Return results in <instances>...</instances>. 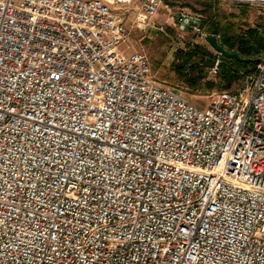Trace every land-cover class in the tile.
<instances>
[{
    "label": "built area",
    "instance_id": "built-area-1",
    "mask_svg": "<svg viewBox=\"0 0 264 264\" xmlns=\"http://www.w3.org/2000/svg\"><path fill=\"white\" fill-rule=\"evenodd\" d=\"M132 1L0 0V264H264V53L198 107L122 48Z\"/></svg>",
    "mask_w": 264,
    "mask_h": 264
},
{
    "label": "rangeland",
    "instance_id": "rangeland-1",
    "mask_svg": "<svg viewBox=\"0 0 264 264\" xmlns=\"http://www.w3.org/2000/svg\"><path fill=\"white\" fill-rule=\"evenodd\" d=\"M201 1L203 0H161L159 10L149 25H145L136 19L138 9L136 1H132L130 4L116 2L112 4V9L121 18L128 31V38L122 45L125 52H131L133 50L143 51L149 59L153 75L158 83L176 89L191 103L202 108L209 104L219 90H207L204 82H201L195 89H192L176 76L172 68L174 51L178 47L185 48L194 43L202 45L214 53L212 46L207 41L201 39L200 36L193 33L190 28L182 32L175 25V17L179 11L200 14L208 20L207 14L209 12L202 11ZM212 1H216L215 12L219 19L222 22L225 19L233 22V30L235 32H239L246 25H254L257 21L264 19L255 6L237 4L227 0ZM244 12L246 16H244ZM208 23L204 27V32L212 34L209 33L207 28ZM215 36L221 44L219 34ZM215 74L209 71L207 79H214ZM242 83L243 80L233 84L228 89H236Z\"/></svg>",
    "mask_w": 264,
    "mask_h": 264
},
{
    "label": "trees",
    "instance_id": "trees-1",
    "mask_svg": "<svg viewBox=\"0 0 264 264\" xmlns=\"http://www.w3.org/2000/svg\"><path fill=\"white\" fill-rule=\"evenodd\" d=\"M202 11L209 12L208 30L213 35L219 34L221 44L228 51L236 52L242 58L259 59L264 53V19L254 25L235 32L233 22L225 19L223 22L215 12L216 1L203 0ZM212 10V11H211ZM246 16L245 12L243 13ZM215 54L199 44L178 47L174 51L172 68L176 76L186 85L195 89L204 82L207 90L219 91L230 88L233 84L243 80V73L255 71L256 62L237 61L234 58L220 57L218 70L214 79H207L209 69L214 63Z\"/></svg>",
    "mask_w": 264,
    "mask_h": 264
},
{
    "label": "water",
    "instance_id": "water-1",
    "mask_svg": "<svg viewBox=\"0 0 264 264\" xmlns=\"http://www.w3.org/2000/svg\"><path fill=\"white\" fill-rule=\"evenodd\" d=\"M206 41L212 46L213 49L218 51L221 55L228 58H234L237 61H245V62H257L259 59L253 58H242L236 52L228 51L225 47H223L217 40L216 36L213 34H208L205 37Z\"/></svg>",
    "mask_w": 264,
    "mask_h": 264
}]
</instances>
